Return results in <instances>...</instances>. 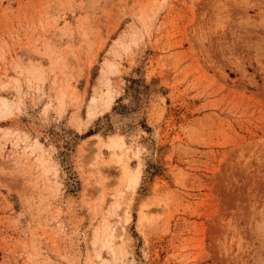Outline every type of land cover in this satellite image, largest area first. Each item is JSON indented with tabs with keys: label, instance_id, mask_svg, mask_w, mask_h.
<instances>
[{
	"label": "rangeland",
	"instance_id": "1",
	"mask_svg": "<svg viewBox=\"0 0 264 264\" xmlns=\"http://www.w3.org/2000/svg\"><path fill=\"white\" fill-rule=\"evenodd\" d=\"M0 264H264V0H0Z\"/></svg>",
	"mask_w": 264,
	"mask_h": 264
},
{
	"label": "bare ground",
	"instance_id": "2",
	"mask_svg": "<svg viewBox=\"0 0 264 264\" xmlns=\"http://www.w3.org/2000/svg\"><path fill=\"white\" fill-rule=\"evenodd\" d=\"M111 141H112L113 143H115L114 140H111ZM134 181H135V180H134Z\"/></svg>",
	"mask_w": 264,
	"mask_h": 264
}]
</instances>
